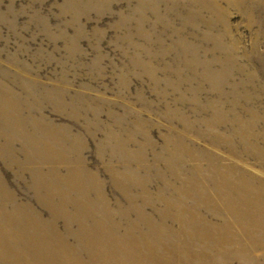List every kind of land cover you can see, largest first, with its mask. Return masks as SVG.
<instances>
[{"label":"rangeland","instance_id":"obj_1","mask_svg":"<svg viewBox=\"0 0 264 264\" xmlns=\"http://www.w3.org/2000/svg\"><path fill=\"white\" fill-rule=\"evenodd\" d=\"M204 1L0 0V175L7 180L16 201L31 207L28 214L41 213L43 220L50 219L35 199L33 180L43 184L42 193L47 186L48 192L64 197L65 203L75 198L70 191L61 190V183L68 189L75 187L84 196V179L29 176V169L39 164L27 160L35 157V151H30L20 135L35 139L40 120L68 128L67 137L80 138L85 165L103 181V195L112 208L120 200L125 210L127 202L113 187L106 166L123 172L128 164L120 158L108 160L112 146L106 147L105 157L98 156L105 133L97 132L94 126L85 129L88 122L95 125L96 118L103 127L113 128V134L126 144L129 158L145 149L143 162H130L131 169L138 172L130 179L155 178L148 186L153 201L162 187L155 173H165L161 178L170 180L176 188L180 186V181L175 182L165 172L170 154L162 152L166 139L174 148L179 137L184 140L181 155L185 165L202 170L196 174L199 182H203L207 169L214 164L210 158L215 156L229 170L225 178L241 170L245 180H257L251 186L253 190L261 189L264 0ZM185 45L191 47L186 56ZM228 51L232 59L219 95L201 77L203 64L215 61L211 69H220ZM55 92L64 93L66 107L53 101ZM219 99L222 103L217 105L218 118L214 119L206 103ZM9 101L15 107L10 111ZM210 121L217 123L221 140L210 135ZM242 125L249 133L244 142L234 135ZM145 135L151 145H145ZM7 148L14 150L18 168L25 171L19 180L15 178L19 169L8 166L2 158L1 152ZM155 156L163 159L155 161ZM54 166L50 163L45 167ZM141 166L149 169L148 174ZM212 187L210 182L208 188ZM131 196L137 198V205L142 204L138 188ZM145 208L155 216L153 207ZM7 213L13 215L12 210ZM13 227L20 232L19 226ZM57 228L66 235L62 221ZM69 243L74 245L76 241L69 239Z\"/></svg>","mask_w":264,"mask_h":264},{"label":"bare ground","instance_id":"obj_2","mask_svg":"<svg viewBox=\"0 0 264 264\" xmlns=\"http://www.w3.org/2000/svg\"><path fill=\"white\" fill-rule=\"evenodd\" d=\"M190 49L185 45L183 55L186 56ZM225 57L223 62L227 63H222L216 71L210 67L215 61L204 63L201 75L219 95H222L229 73L227 64L232 59L229 51ZM63 97L64 93L55 92L53 101L66 107ZM220 103V99L206 103L213 111L214 119L218 118L217 105ZM14 108L9 101L7 110ZM72 114L78 116L77 111ZM99 122L96 118L95 125L88 122L85 128L94 126L97 132L105 133V139L98 146V156L105 157L106 147L112 146L108 160L120 158V162L128 164L123 172L106 166L113 187L127 202L125 210L120 200L112 208L104 198L103 181L97 178V173L87 169L80 138L67 137L68 128L40 120L35 139H31V135H20L25 144H29L30 151H35V157L27 160H36L39 164L29 169V176L32 179H84V196L79 195L75 187L68 189L66 183H61V190L70 191L75 198L74 202L65 203L64 197L48 192L47 186L43 189L44 195L43 184L33 180L35 199L50 216L45 221L41 213L28 214L31 207L16 201L7 180L0 175V218L4 224L0 225V261L3 264H264L263 182L259 186L261 189L253 190L251 186L257 180H245L241 170L232 178H225L230 174L229 170L224 169L215 156H211L214 164L207 169L203 182H199L196 174L202 171L201 168H188L181 155V150L185 149L183 138H178L174 148L166 139L162 152L170 154V164L165 172L175 182L180 181V186L176 188L170 180L161 178L160 175L163 177L165 173H155L160 177L162 187L153 201L148 186L155 178L130 179L137 177L138 172L129 164L143 162L145 149L129 158L124 148L126 144L113 134V128L103 127ZM216 124L210 121L208 131L216 140H221ZM245 130L246 125L238 126L234 135L243 141L244 136L248 138L249 135ZM91 135L95 137V132ZM144 142L151 145L146 135ZM1 153L8 166L18 168L16 158L12 156L14 150L7 148ZM161 158L155 156V161H161ZM50 163L55 166L46 168ZM141 168L148 174V168ZM24 172L23 168L15 172L16 180L22 178ZM210 182L212 189L208 188ZM135 188L139 189L140 205H137V198L131 196ZM146 206L154 208L155 216L146 212ZM10 210L14 217L7 213ZM203 213L220 223H212ZM60 221L66 227V235L58 231ZM13 225L19 226L20 232L17 233ZM73 225L76 230H71ZM69 239L76 243L71 245Z\"/></svg>","mask_w":264,"mask_h":264}]
</instances>
